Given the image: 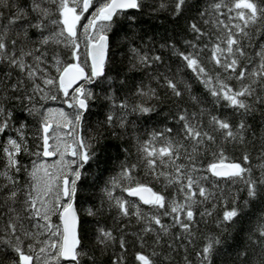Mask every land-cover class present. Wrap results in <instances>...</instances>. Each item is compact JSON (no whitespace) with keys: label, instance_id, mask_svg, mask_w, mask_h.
Instances as JSON below:
<instances>
[{"label":"snow or ice","instance_id":"1","mask_svg":"<svg viewBox=\"0 0 264 264\" xmlns=\"http://www.w3.org/2000/svg\"><path fill=\"white\" fill-rule=\"evenodd\" d=\"M0 264H264V0H0Z\"/></svg>","mask_w":264,"mask_h":264},{"label":"flooded vegetation","instance_id":"2","mask_svg":"<svg viewBox=\"0 0 264 264\" xmlns=\"http://www.w3.org/2000/svg\"><path fill=\"white\" fill-rule=\"evenodd\" d=\"M50 104L51 105L49 107H53V108L63 107V105H61L58 102H51ZM48 159H49V162H51L54 158H48Z\"/></svg>","mask_w":264,"mask_h":264},{"label":"trees","instance_id":"3","mask_svg":"<svg viewBox=\"0 0 264 264\" xmlns=\"http://www.w3.org/2000/svg\"><path fill=\"white\" fill-rule=\"evenodd\" d=\"M51 102H49V104H50ZM85 132H87V129H85ZM111 155H115V152H114V150L110 153ZM129 199H135V198H129ZM77 207H79V203H77ZM207 227H210V225H208V226H205V225H201V229L203 230V229H205V228H207Z\"/></svg>","mask_w":264,"mask_h":264},{"label":"rangeland","instance_id":"4","mask_svg":"<svg viewBox=\"0 0 264 264\" xmlns=\"http://www.w3.org/2000/svg\"><path fill=\"white\" fill-rule=\"evenodd\" d=\"M84 18L82 17V20H83ZM79 27H81L82 28V25H79ZM51 105V104H50Z\"/></svg>","mask_w":264,"mask_h":264}]
</instances>
